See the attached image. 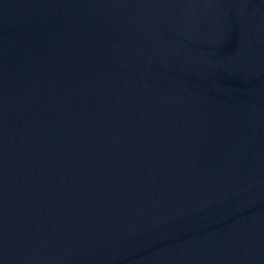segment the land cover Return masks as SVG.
<instances>
[{"label": "water", "instance_id": "95a60500", "mask_svg": "<svg viewBox=\"0 0 264 264\" xmlns=\"http://www.w3.org/2000/svg\"><path fill=\"white\" fill-rule=\"evenodd\" d=\"M0 264H264V0H0Z\"/></svg>", "mask_w": 264, "mask_h": 264}]
</instances>
